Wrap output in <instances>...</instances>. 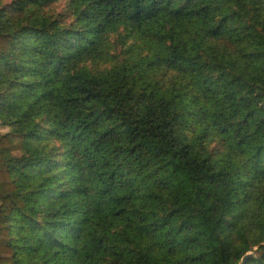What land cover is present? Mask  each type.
<instances>
[{"label": "trees", "instance_id": "trees-1", "mask_svg": "<svg viewBox=\"0 0 264 264\" xmlns=\"http://www.w3.org/2000/svg\"><path fill=\"white\" fill-rule=\"evenodd\" d=\"M255 247L264 0H0V264Z\"/></svg>", "mask_w": 264, "mask_h": 264}, {"label": "rangeland", "instance_id": "rangeland-1", "mask_svg": "<svg viewBox=\"0 0 264 264\" xmlns=\"http://www.w3.org/2000/svg\"><path fill=\"white\" fill-rule=\"evenodd\" d=\"M65 6L66 5H64V4L63 5H59L58 8H57V10L58 11H61L62 9H64ZM112 40L114 42L117 40L116 35H112ZM97 68H101L102 69V65L101 64L100 65L98 64L97 65ZM251 252L255 255L256 258H258V257H260L262 255L263 250L260 249V247H255V249L253 251H251Z\"/></svg>", "mask_w": 264, "mask_h": 264}, {"label": "water", "instance_id": "water-1", "mask_svg": "<svg viewBox=\"0 0 264 264\" xmlns=\"http://www.w3.org/2000/svg\"><path fill=\"white\" fill-rule=\"evenodd\" d=\"M253 258H255V255L252 252H249L243 257L240 264H246L247 262H249Z\"/></svg>", "mask_w": 264, "mask_h": 264}]
</instances>
